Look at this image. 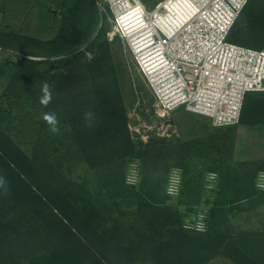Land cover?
Returning <instances> with one entry per match:
<instances>
[{"label":"trees","instance_id":"16d2710c","mask_svg":"<svg viewBox=\"0 0 264 264\" xmlns=\"http://www.w3.org/2000/svg\"><path fill=\"white\" fill-rule=\"evenodd\" d=\"M60 7L53 39L21 37L34 51L20 52L23 62L4 60L11 70L10 97L28 118L31 111L37 114L29 154L7 125L15 107L5 113L0 106V264H209L220 256L235 264H264V232L242 237L231 226L234 211L264 200L258 186L264 161L231 165L235 126L218 128L229 132L215 136L135 142L99 1L64 0ZM3 39L0 33V45L10 48ZM229 41L264 48V0H249ZM45 81L53 97L47 107L40 104ZM89 110L90 127L83 115ZM51 111L59 134L42 118ZM242 125L264 133V92L247 94L237 126ZM67 146L82 155L94 180L65 173L57 152ZM136 159L141 170L133 185L128 162ZM172 168L182 172L177 197L167 193ZM210 174L217 175L212 189ZM205 193H216L211 207ZM204 211L205 232L185 228Z\"/></svg>","mask_w":264,"mask_h":264},{"label":"built area","instance_id":"2783aa9c","mask_svg":"<svg viewBox=\"0 0 264 264\" xmlns=\"http://www.w3.org/2000/svg\"><path fill=\"white\" fill-rule=\"evenodd\" d=\"M101 1L114 15L110 35L128 41L137 69L154 94L158 117L165 120L160 129L174 126L166 116L179 108L209 118L216 128L236 126L247 94L264 92V48L229 41L249 0H190L192 7L176 23L168 18L177 0H160L153 8L143 0ZM132 11L139 12L132 18L139 16L142 24L134 37L127 30L134 22L127 18ZM133 171L128 183L134 185L139 175ZM216 181L217 175L210 174L208 188ZM182 182L181 170H173L168 195L179 196ZM258 186L264 190V173ZM207 219L208 212H200L185 228L205 232Z\"/></svg>","mask_w":264,"mask_h":264},{"label":"rangeland","instance_id":"374dc122","mask_svg":"<svg viewBox=\"0 0 264 264\" xmlns=\"http://www.w3.org/2000/svg\"><path fill=\"white\" fill-rule=\"evenodd\" d=\"M64 0H0V33L4 36L3 42L10 48H3L0 45V106L5 113L15 108L14 116L11 121H7L8 127L18 142L19 146L27 153L34 151V138L32 135L36 130L34 121H36V112L31 111L30 118L25 110L17 108V101L10 97L9 73L11 70L5 67L4 60L12 62H23V56L20 52L34 51L22 38L31 37L40 40H51L58 32L60 20L58 13L60 5ZM99 1L100 11L106 18H103L107 28L106 38L110 44L111 58L116 70L119 89L125 103L127 116L129 120V129L135 142L147 143L150 138H180L182 140L190 138L208 137L211 133L214 136L217 132L225 134L227 129H218L213 126L211 120L207 117L186 111L179 108L166 118L174 122V126L169 129H160L164 126L165 120L158 117L157 102L154 94L146 82L145 78L139 73L135 58L130 50L128 41L119 37H113L110 34L113 30L114 15L110 10H104V4ZM146 5L153 8L159 1L143 0ZM56 11L58 13H56ZM102 22V23H103ZM18 36V37H17ZM3 44V43H2ZM6 54V57L4 54ZM88 60L94 58L90 51L87 53ZM12 99V102L9 100ZM239 125V124H238ZM232 130L235 133L234 149L231 154V165L238 166L244 164L243 168L249 167L253 163L264 161V133L251 127L235 126ZM170 133V134H169ZM213 135V134H212ZM58 151V150H57ZM55 157V156H54ZM57 162L62 166L65 173L76 180H94L92 171L84 162L82 155L72 146L57 152ZM177 168H172L171 172ZM139 172V160L128 162V176ZM260 179V176H259ZM208 180V179H207ZM259 184V180H258ZM216 198L215 194H204L203 200L212 205ZM177 198H172L171 203L176 204ZM202 204L200 208L207 207ZM181 212L186 213L187 208L180 207ZM231 223L233 231L237 235H254L264 232V200L257 207H243L239 211L231 214ZM209 264H235L225 256L214 259Z\"/></svg>","mask_w":264,"mask_h":264},{"label":"clouds","instance_id":"9594fccd","mask_svg":"<svg viewBox=\"0 0 264 264\" xmlns=\"http://www.w3.org/2000/svg\"><path fill=\"white\" fill-rule=\"evenodd\" d=\"M41 97H40V104L42 106L47 107L51 101H52V90L51 86L48 82H42L41 83ZM84 119L86 122V126H92V120H93V113L89 111L84 112ZM43 120L46 122V124L49 126V130L53 134H59L60 127H59V120L57 118V115L54 111L51 112H45L42 116ZM4 181L0 179V185H2Z\"/></svg>","mask_w":264,"mask_h":264},{"label":"bare ground","instance_id":"6f19581e","mask_svg":"<svg viewBox=\"0 0 264 264\" xmlns=\"http://www.w3.org/2000/svg\"><path fill=\"white\" fill-rule=\"evenodd\" d=\"M192 7L190 0H177L175 1L172 6H171V10H172V14L171 16L168 18L169 21L171 22H179L178 18H181L182 16H184V13L187 12V9ZM134 11V10H133ZM131 12V14L128 15V19H130L129 21H134L133 23H131L130 25L127 26V30H129V32H131L132 37H134L133 34L137 33L140 29L142 24L139 23V16H136L134 18H132L133 16L139 14V12ZM127 24V23H126Z\"/></svg>","mask_w":264,"mask_h":264},{"label":"water","instance_id":"95a60500","mask_svg":"<svg viewBox=\"0 0 264 264\" xmlns=\"http://www.w3.org/2000/svg\"><path fill=\"white\" fill-rule=\"evenodd\" d=\"M3 54H4V53H3ZM4 55H5V57H6V54H4ZM170 123H171L172 125H174V122H173V121H171Z\"/></svg>","mask_w":264,"mask_h":264}]
</instances>
